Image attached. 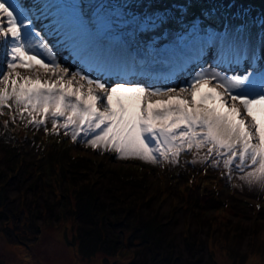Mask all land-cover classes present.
<instances>
[{
	"label": "rangeland",
	"instance_id": "rangeland-1",
	"mask_svg": "<svg viewBox=\"0 0 264 264\" xmlns=\"http://www.w3.org/2000/svg\"><path fill=\"white\" fill-rule=\"evenodd\" d=\"M256 1H260V4H255L253 0H203L201 6L204 10L212 7L216 11L215 16L212 14L216 17L213 25H207L195 14L203 13L201 9L188 17L185 13L175 17L179 13L176 6L187 4L188 0H173L164 6H156L154 0H79L82 7L79 9L78 5H74L72 10H66L61 0H50L55 6L41 11L49 18L52 30L41 32L35 23L33 31L39 33L37 40L43 37L46 43L53 46L57 62L62 66L114 86L120 80L115 72L105 75L104 71L107 70L98 69L94 62L89 68L84 67L79 59L83 60V64L88 59L79 50L71 54V50H61L55 44L57 35L67 34L70 24H75L78 19L75 16L76 10L79 16L85 13V24L98 39L96 22L99 17L102 22L110 25L101 33V38L106 43L112 42L117 49V52H110L109 59L124 61L129 65L124 79L130 84L166 90L169 87L184 86L199 70V66L189 60L193 50L199 46L192 34L193 25L199 27L200 36L213 32L227 34L236 43L252 40L248 44L254 49L257 47L254 43L263 37L261 43L264 45V0ZM10 2L17 7L18 12L31 16V0ZM233 2L235 7L232 6ZM165 10L173 21L153 28L149 17L163 14ZM252 23L254 26L250 27ZM134 32L138 34L134 40L138 46L129 52L124 51L123 41L131 39L130 35ZM218 48L219 40L217 48L205 53L201 61L204 67L217 66ZM261 52H256L257 69L264 68L263 47ZM208 53L213 56H207ZM3 59V49H0V60ZM157 59L166 64L179 61L180 70L177 75L149 77L136 76L130 72L134 64L145 66ZM0 67L6 71V64ZM249 67L245 63L237 67L236 72L244 74ZM217 70L233 74L227 68ZM9 104L11 107L0 108V131L5 124L10 125L17 137L23 139L19 158L22 160L17 166V160L8 159L0 142V167L3 168H0V183L4 186L2 194L8 197L5 203L0 204V264H264V186L249 185L241 180L242 172L234 170L229 174L223 165L211 167L200 162L206 148L199 152L195 149L181 152L177 164L161 162L153 165L137 159H119L116 152L104 151L102 148L94 150L86 146L85 141L91 134L81 133L77 141L73 142L70 135L63 134V128L59 129L58 135L52 134L50 120L47 123L49 131L45 132L44 126L37 128L28 123L26 113L22 120L16 112V105L11 101ZM54 144L58 149L66 147L70 151L71 158L67 156V162L78 159L84 165L89 164L90 178L97 186L100 185V190L108 182L105 178L100 182L98 180L102 178V172H109V168L124 165L135 171L142 179L141 182L148 187L144 199L148 200L145 203L136 202L140 209L144 207L155 210L162 221L169 219L165 225V230L173 234L169 242L146 243L132 231L135 228H130L124 222H111L109 226L100 221L103 230L109 226L114 234L122 233L120 248L114 253L107 250L85 252L83 237L89 234L86 232L89 229L80 226L73 214L70 216L66 215V210L61 211L63 205L73 203L77 186H68L69 182L64 186L65 181L55 173L51 175L50 171L42 173L45 176L43 182L35 180L38 174L35 169L42 164V157L53 149ZM42 170L39 166L40 173ZM77 190L81 192L82 188L78 187ZM91 190L94 191V188ZM189 191L191 197H187ZM134 193L139 195V191ZM226 224H230V227ZM252 230L258 231L256 237L249 233ZM200 233L202 237L198 239L196 253L186 243L197 238L196 234ZM206 233L209 235L206 236Z\"/></svg>",
	"mask_w": 264,
	"mask_h": 264
},
{
	"label": "snow or ice",
	"instance_id": "snow-or-ice-1",
	"mask_svg": "<svg viewBox=\"0 0 264 264\" xmlns=\"http://www.w3.org/2000/svg\"><path fill=\"white\" fill-rule=\"evenodd\" d=\"M191 2L177 5L179 14L186 13ZM170 19L167 10L149 17L153 28ZM109 27L98 17L96 36ZM199 32L193 25L199 46L189 57L199 70L184 86L164 90L128 83V63L109 59L111 53L78 18L66 39H77L83 57L120 77L108 86L62 66L43 37L36 39L33 20L10 0H0V65L6 64V71L0 67V108L11 107V101L22 120L26 113L28 123L44 126L45 132L50 120L52 134L63 128L73 142L81 133L91 134L86 146L116 152L119 159L177 164L181 152L206 148L200 162L223 165L229 174L242 172L241 180L264 186V68L255 67L257 56L250 44L236 43L227 34ZM218 40L217 66L204 67L205 53L217 48ZM245 63L249 69L238 74L236 68Z\"/></svg>",
	"mask_w": 264,
	"mask_h": 264
},
{
	"label": "trees",
	"instance_id": "trees-1",
	"mask_svg": "<svg viewBox=\"0 0 264 264\" xmlns=\"http://www.w3.org/2000/svg\"><path fill=\"white\" fill-rule=\"evenodd\" d=\"M171 1L172 0H154L157 6H161ZM44 2L45 1H43V3ZM253 2L255 4H260L258 3L260 1L253 0ZM201 4H204L203 0H192V8H190L185 15L190 16V14L193 12L195 13L196 10L201 9L203 13L200 12L195 14L202 18H199L202 22L211 23L212 20L216 19V17H214V13L205 11ZM208 10H211V8ZM0 136V142L4 147V150L7 152H5L7 158L17 160V166H19L22 160L19 158L22 153L23 139H20L21 137H17L16 132L12 130L10 125L7 124H5L4 128L1 129ZM49 142H52V139H49ZM67 156L71 158L70 151L66 147L58 149L54 144L53 149H50V151L42 157V164L38 163L43 170L40 173L39 166L35 169L38 172L35 180L37 182H43L45 176L42 173L50 171L51 175H54L55 173L56 176H60L62 180L65 181L64 186L69 182L67 184L68 186L75 187L76 185L77 188H82L81 192H78L77 188H75L76 191L73 203H70L68 206L63 205L61 211L66 210V215L70 216L73 214L74 217L76 216L80 226H84L89 229L86 231L89 234L83 237V248L85 252L95 253L97 250H107L110 253L116 252L120 248L119 242L122 233H118L117 235L114 234L109 226L111 222L112 224H116L119 221L124 222L130 228H135L132 231L137 233V235H139L146 243L154 242V244H157L159 241L169 242L173 235L170 234V230H165V225L169 219L167 218V220L162 221V218L159 217L155 210H151L149 208L145 209L144 207L140 209V205L138 206L139 202L145 203L148 200H144L145 195L148 192V187L147 184H143L141 182L142 179L139 178V175H136L135 171L129 167H125L124 165L109 168V172H102V178L98 180V182H100L103 178H105L108 182L105 186H101L102 189L100 190V185L97 186L95 181H92L90 178V165H84L80 163L78 159H70L68 160V163L66 161ZM0 168L3 169L2 167ZM20 168H22V166L19 167V169ZM113 172L117 173L118 176ZM2 188H4V186L0 183V204L5 203L6 198H8L6 197L7 194H5V197L2 194ZM91 188H94V191H92ZM116 190H118L117 193ZM129 191H131V193L126 195L125 193ZM138 191L139 195L134 193ZM191 196L192 194L189 191L187 193V197ZM136 200H138V203ZM100 221H104L105 224H108L109 226L103 230L102 226L99 224ZM226 225L230 227V224ZM208 226L209 229L210 225L208 224ZM217 230L218 229L215 231ZM215 231H213V233ZM253 232L251 233V231H249L253 237H256V232L258 231ZM201 235L202 233H200V235L196 234L197 238L186 243L190 248H193V251L196 253H198L197 245L199 242L198 239L202 237ZM208 235L209 233H206V236ZM262 248H264V245Z\"/></svg>",
	"mask_w": 264,
	"mask_h": 264
},
{
	"label": "bare ground",
	"instance_id": "bare-ground-1",
	"mask_svg": "<svg viewBox=\"0 0 264 264\" xmlns=\"http://www.w3.org/2000/svg\"><path fill=\"white\" fill-rule=\"evenodd\" d=\"M256 53V52H255ZM207 56L211 57L213 56L212 53H208L206 54ZM205 56V55H204ZM158 60V59H157ZM47 62V60H46ZM167 69L166 70H159V71H150V70H143L137 66H134L130 69L131 73H136L137 75H149L150 76H174L177 75V73L179 72V66H180V62L176 61L175 63H171V64H167ZM106 74L105 75H109L107 74V71H104ZM172 72V73H171ZM171 73V74H170ZM136 78H140V77H136ZM142 78V77H141ZM174 78V77H173ZM156 81V80H155ZM146 82V81H145ZM150 84V83H149ZM170 84V83H169ZM174 84V83H172Z\"/></svg>",
	"mask_w": 264,
	"mask_h": 264
}]
</instances>
